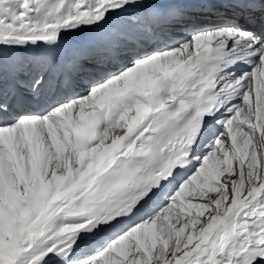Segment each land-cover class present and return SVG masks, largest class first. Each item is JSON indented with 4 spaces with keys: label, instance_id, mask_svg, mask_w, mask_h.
<instances>
[{
    "label": "snow or ice",
    "instance_id": "1",
    "mask_svg": "<svg viewBox=\"0 0 264 264\" xmlns=\"http://www.w3.org/2000/svg\"><path fill=\"white\" fill-rule=\"evenodd\" d=\"M0 264H264V0H0Z\"/></svg>",
    "mask_w": 264,
    "mask_h": 264
}]
</instances>
